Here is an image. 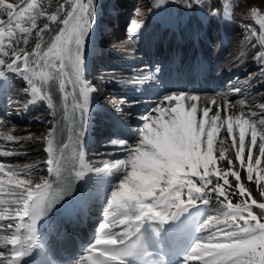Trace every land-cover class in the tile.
Masks as SVG:
<instances>
[{
  "label": "bare ground",
  "instance_id": "1",
  "mask_svg": "<svg viewBox=\"0 0 264 264\" xmlns=\"http://www.w3.org/2000/svg\"><path fill=\"white\" fill-rule=\"evenodd\" d=\"M11 2L19 4L21 0ZM36 2L47 15L37 19V28L32 31L28 45L20 44L27 51L35 48L39 40L37 33L45 25L48 26L42 33L45 48L63 27L59 22L64 18L63 13L56 22L48 19V15L57 13L63 0ZM190 3L192 0H92L91 27L84 38L80 66V80L96 89L88 94L86 123H82L80 109L74 104V97L75 103L83 102L79 86L75 93L73 84L65 87L67 101L74 105L79 116L82 134L70 129L64 108L65 94L59 87V73L44 70L51 73L50 78L38 74L30 83L25 76L7 68L10 56L0 54L6 61L0 65V153H11L0 155V164L5 166V171L10 168L20 173L13 177V182L31 176L35 184L43 177L55 186L58 177L50 175L48 165H45L47 139L53 140L54 148L61 149L73 131L88 166L87 176L79 182L71 200L83 225L77 236L85 242L92 244L99 236L108 199L124 176L120 170L97 169L104 168L105 162L112 164L127 158L125 149L138 142L137 130L144 124L142 117L166 96H198L197 101H185L186 106L188 103L197 105L198 118L202 117L200 110L205 107L211 108L210 116L219 109L225 121L229 116H239L242 111L256 112L255 119L264 116V109L260 107L264 104V0H197L189 7ZM130 8L134 16L125 28L123 22L128 20L123 21V18ZM216 9L219 14L213 15ZM247 12H251L252 18L245 17ZM4 40L7 43V37ZM94 63L99 64L97 68ZM64 72L66 80H76L72 64L67 60ZM202 75L218 84L217 93L202 84ZM33 85L41 91L33 92ZM106 98L111 102L107 103ZM128 128L134 130L136 136L129 134ZM49 132H52L51 137ZM106 135L107 138H103ZM234 135L238 137V128L234 129ZM8 136L13 139L8 140ZM222 137L229 146L226 155L233 157L246 189L258 203H264V196L260 195L255 183L264 163L259 167L254 165L253 181H248L246 166L240 168L234 159L235 149L230 147L232 139L226 123L217 134V143ZM248 139L250 136H246V143ZM214 155L218 157V152ZM217 166L226 169L227 160H218ZM106 176L111 179L109 185L105 183ZM3 178L7 182V177ZM228 179L232 185L228 191L234 193L231 202H241L237 181L232 176ZM212 180L217 182L215 176ZM219 182L223 183L222 180ZM260 186L264 187L263 181ZM219 199L223 200V197ZM216 201L213 193L209 204L197 203L164 224L170 239L189 252L194 243L207 234L201 233L199 228L218 206ZM101 205L104 206L99 210ZM19 207L8 191L0 193V217H4L0 219V253L8 257L4 264L13 260L12 245L5 238L11 237L19 222L16 217ZM148 222L151 221H146L143 227ZM116 230L119 232L121 228ZM88 257L89 254L81 256L78 264H88ZM184 262L185 259L177 264Z\"/></svg>",
  "mask_w": 264,
  "mask_h": 264
},
{
  "label": "snow or ice",
  "instance_id": "2",
  "mask_svg": "<svg viewBox=\"0 0 264 264\" xmlns=\"http://www.w3.org/2000/svg\"><path fill=\"white\" fill-rule=\"evenodd\" d=\"M196 2L192 0V3ZM192 3L188 6L191 7ZM91 8L92 0H63L57 13L48 15L49 20L56 22L59 14L63 13L64 18L59 21L63 27L45 48L42 36L48 29L45 25L37 33L39 40L35 48L27 51L20 44L28 45L32 31L37 28V19L47 13L36 0H21L19 4L11 0H0V54L11 57L7 68L25 76L30 83L38 74L50 78L51 73L44 70H55L60 75L59 87L66 101V84H73V93L79 86L83 102L75 103L74 97V104L80 109L82 123H86L84 118L89 107L88 94L96 91L80 80L82 47L91 27ZM212 14L218 15L219 9ZM66 60L72 64L75 81L64 78ZM5 63L0 58V65ZM38 70L41 71L38 73ZM32 91L40 92L41 89L33 85ZM198 99L196 95L166 96L158 102L157 107L142 117L144 124L137 130L138 142L125 149L127 158L112 164L105 162L104 168L97 169L120 170L124 176L111 192L99 236L87 250L96 253L88 257L91 264H126L128 257H151L152 253L144 249L141 243L144 223L154 221L164 225L197 203L209 204L213 193L216 194L218 205L212 212L215 215L211 213L200 226L199 231L207 234L194 243L184 264H192L193 261L199 264H264V215L258 216L252 210L253 205L264 210V203H258L244 187L233 157L226 155L229 146L225 138L222 137L218 143L216 139L220 128L226 123L227 133L232 139L230 147L235 149L234 159L239 162L240 168L246 166L247 179L252 182L254 165L259 167L264 163V116L255 119L258 115L256 112L242 111L239 116H229L225 121L219 109L210 116L211 108L205 107L200 110L202 117L198 118L197 105H185V101L194 102ZM260 107L264 109V104ZM235 128L239 129L238 137L234 135ZM48 135L51 137L52 132ZM246 136H250L247 143ZM7 139L13 138L8 136ZM78 143L79 139L73 141L72 136H69V142L63 148L56 149L53 140L47 139L45 151L48 155L45 162L50 175L58 177L69 161L78 160L79 170L75 171V176L83 177L88 166L84 162L83 153L77 152ZM216 152L218 157L214 155ZM218 160H227L228 167H218ZM4 169L5 166L0 164V193L8 191L20 205L16 210L19 222L15 224L11 237L5 238L13 246V260L8 264H18L17 258L25 256L26 249L30 248L36 219L45 204L50 206L62 194L43 177L35 184L31 176L13 182V177L20 173L10 168L7 171ZM213 176L217 178L216 183H213ZM229 176L237 181L238 193L242 197L241 202L236 204L231 202L234 193L228 191L232 187ZM3 177H7V182ZM221 180L222 184L219 182ZM261 181H264V168L260 169L255 179L260 195L264 196ZM117 227L121 231L111 230ZM6 260L8 257L0 253V264Z\"/></svg>",
  "mask_w": 264,
  "mask_h": 264
},
{
  "label": "rangeland",
  "instance_id": "3",
  "mask_svg": "<svg viewBox=\"0 0 264 264\" xmlns=\"http://www.w3.org/2000/svg\"><path fill=\"white\" fill-rule=\"evenodd\" d=\"M245 15V17H249L250 18V16H251V12H247L246 14H244ZM132 16H134V12L131 10V8L128 10V11H126L125 12V15H124V18H123V21L125 20V21H127V22H123V26L125 27V28H127V23H129L130 22V20L129 19H131L132 18ZM136 17V16H135ZM251 18H252V16H251ZM133 19H134V17H133ZM99 59V58H98ZM98 63H94V66L97 68L98 67ZM106 102L107 103H110L111 101L109 100V99H107L106 98ZM130 134H132L130 131H128ZM135 135H136V133H134ZM103 138H107V135L106 136H104ZM41 146H43L42 144H40ZM41 151L44 153V158L46 157L45 156V151H44V147H42V149H41ZM42 164H43V162H42ZM45 165H46V163H45ZM45 172H46V170H45ZM33 176H35V173H33ZM241 177V176H240ZM38 182L40 181L39 180V178H38V180H37ZM241 181H242V183H243V179H242V177H241ZM264 182V181H263ZM109 183V182H108ZM243 185H244V183H243ZM244 187H245V185H244ZM246 188V187H245ZM115 188H113V190H114ZM106 194H108V192H106ZM105 194V195H106ZM106 198V197H105ZM104 198V199H105ZM76 206H77V203H76ZM103 206L104 205H101V207H99V210H101V208H103ZM252 210H253V212H254V214H257L258 216H260V215H264V210H261V209H259V208H257L255 205H253L252 206ZM95 214L97 215V211L95 210Z\"/></svg>",
  "mask_w": 264,
  "mask_h": 264
}]
</instances>
